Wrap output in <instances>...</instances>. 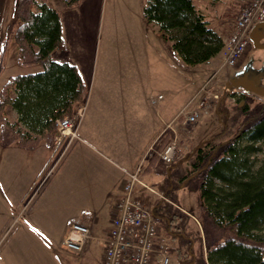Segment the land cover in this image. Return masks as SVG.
Segmentation results:
<instances>
[{"label":"trees","instance_id":"16d2710c","mask_svg":"<svg viewBox=\"0 0 264 264\" xmlns=\"http://www.w3.org/2000/svg\"><path fill=\"white\" fill-rule=\"evenodd\" d=\"M78 1L67 0L66 5ZM143 17L158 25L161 37L171 42L187 64L205 62L223 47V40L192 0H145ZM6 32L17 43L18 63L39 64L41 69L10 76L2 84L0 144L32 149L45 138L50 146L56 133L55 118L73 116L75 106L87 93L75 65L51 58V52L62 42L60 16L44 1L16 0L14 18ZM6 46L3 39L0 62ZM6 105L17 112L26 131L4 116ZM240 111L243 119L230 138L220 140V130L189 152L187 168L176 170V175L172 170L164 177L167 194L181 185L197 192L206 256L197 263L183 264H264V157L257 165L251 159L253 154H264V102ZM149 163L145 169L154 161ZM151 212L158 223H164L167 234L175 237L171 228H183L177 220L186 214L179 206L158 200ZM184 241L191 243L188 237Z\"/></svg>","mask_w":264,"mask_h":264},{"label":"crops","instance_id":"0c3cea01","mask_svg":"<svg viewBox=\"0 0 264 264\" xmlns=\"http://www.w3.org/2000/svg\"><path fill=\"white\" fill-rule=\"evenodd\" d=\"M40 1L55 9L61 20L62 42L51 52L52 60L75 65L87 93L85 100L74 108L75 112L81 109L82 116L77 137L68 145L63 162L61 198L50 201L53 191L46 190L38 204L29 202V192L48 162L46 149L52 148L45 138L32 149L15 143L0 144V264H102L103 248L97 255V246H103L101 239L106 236L115 214V202L123 194V184L128 180L124 171L135 168L152 135L169 120L162 112L164 116L158 124L154 117L160 119V108L155 110V116L150 114L149 44L142 50L146 66L136 70L134 57L128 68L119 65L112 80L107 51L100 62H94L91 45L94 0L84 3L83 7V0L71 6L61 1ZM15 3L16 0H0V41L14 18ZM170 51L174 52L166 50L165 53L171 60L174 55L182 60L174 49ZM132 52L139 53L137 49ZM11 113L12 118L8 119L26 131L17 112L12 109ZM40 149H45L41 159L38 158ZM158 163L144 168L142 180L148 181L145 177L155 173ZM157 174L154 179L159 181L164 175ZM139 189L136 187L137 192ZM54 212L59 213V224L49 221L55 217ZM65 213L68 217L63 223L60 214ZM71 219L91 229L93 237L86 242L83 256H73L60 244Z\"/></svg>","mask_w":264,"mask_h":264},{"label":"rangeland","instance_id":"374dc122","mask_svg":"<svg viewBox=\"0 0 264 264\" xmlns=\"http://www.w3.org/2000/svg\"><path fill=\"white\" fill-rule=\"evenodd\" d=\"M50 1L52 3L53 1H61L66 4L67 0ZM88 1L89 0H83L82 7L84 3L87 4ZM192 2L195 9L201 12L209 21V27L213 29L222 40H225L231 31L235 14L242 5L243 0H192ZM144 4L145 0H94V23L93 26H91L93 33L91 45L95 53L94 62H100L104 51H107L112 80H115L114 73L117 72L119 65L128 68L134 57L136 70L138 68L141 70L144 64L146 66V58L144 60L142 50L147 44L151 46V101L155 99L158 94L162 95V97L151 103V107L149 108L150 114L155 116V110L158 111L160 108V119L158 116L154 117L158 121V124H160L163 119L162 116L164 115H162V112L166 114L165 119L169 121L165 122L162 127L152 135L142 153L149 145H152L154 149L158 150V148L168 141L171 137V132L166 127V124L175 118L172 115L187 103L199 86L203 84L204 80L210 76H214L211 89L220 94L219 99L210 102L208 112L201 115L198 123L191 131L178 130L180 148L177 158L173 163L169 165L165 164L159 160L156 153H149L151 157L149 162L153 160L154 163H159L156 165L157 167L154 170L155 173L151 172L145 177L148 181H143L151 186L156 193H151L145 189H139L137 192L146 194L144 200L151 208L158 200H163L169 204L171 203L174 208H177V206L182 208L186 217L179 218L177 220V225L180 227V225L183 224V228H178L176 226L170 230L171 232H175L176 236L174 237L166 233L163 222H159V231L167 238L171 245L172 255L170 264H183L190 261H196L197 263L199 259L201 260L202 256H206L201 228V213L196 198L197 192L190 190L188 186L181 185L177 189H173L172 191L169 190V192H171L167 194L165 192L167 183L165 184L164 177L172 170V173L176 175V170L181 172V168H187L188 159H186V156L189 152L195 148V146L211 138L220 130L223 132L220 136V140L230 138L237 131L243 119L240 109L244 106H248L250 109L253 104L264 102V100L262 97L251 95L243 97L234 86L230 87L229 91L221 89L228 81L232 72V67L224 63L223 49L209 60L202 63L187 64L183 60H180L179 57L176 59L174 57L175 55L172 56L171 60L169 55L165 53L166 50H169L170 53L174 52L170 51L173 50L171 42L161 37L156 24L145 21L143 17ZM63 13L64 12H61L62 15ZM3 39L7 40V46L4 53L5 56L3 55L4 59L0 62V85L10 76L35 72L41 69L39 64H19L18 47L14 37L12 34H9V32H6L4 36L1 37L0 43ZM134 49H137L139 53L134 55L132 52ZM253 50L252 46L248 44L240 61ZM109 52H112V56ZM118 52L121 54L117 58ZM14 95L15 93L11 91V96L14 97ZM163 104H165L164 109L162 108ZM12 109L10 105L5 106L4 116L7 119L12 118ZM8 121L17 126L16 123L11 122L9 119ZM174 123L173 121V124ZM73 140L74 138L71 141ZM66 142L67 138L65 143L59 145H56L55 141H52V148L46 149L47 154L45 161L48 162L44 169L43 167L42 169L40 168V174L29 192L28 197H30V203L36 201V204H38L40 198L43 196V192L46 190L53 191L51 192L52 196L50 201L61 198L63 162L68 152V146L65 145ZM44 151L45 149L39 150V159H41V155H43L42 152L44 153ZM263 157L264 154L262 152L251 155L253 164H259ZM52 166V171L42 181L48 169ZM157 173H162V175H164L159 181L154 179L158 176ZM173 182L176 183L175 181ZM52 215H55V217L49 221L53 222V224H59L61 222L59 213L54 212ZM60 215H63V223L66 222L65 220L68 217L66 213ZM260 232L262 231H259V233ZM181 234H185L186 238L188 237L191 240V243H185L184 240L186 238H183ZM58 240H55V242L57 243ZM101 247L103 248L101 245L97 246V255ZM177 247L179 248L178 250L176 249ZM73 256H83V252L79 255L73 254Z\"/></svg>","mask_w":264,"mask_h":264},{"label":"built area","instance_id":"2783aa9c","mask_svg":"<svg viewBox=\"0 0 264 264\" xmlns=\"http://www.w3.org/2000/svg\"><path fill=\"white\" fill-rule=\"evenodd\" d=\"M263 20L264 0H243L234 17L231 31L223 40V58L227 66L234 67L238 64L249 44L248 35L251 27ZM213 78L214 76H210L204 80L178 115L166 124L171 132L168 141L158 150L152 145L147 146L135 168L132 171H124L128 180L123 184L122 196L115 202V214L111 218L107 234L101 239L103 242L102 264H170L171 245L159 231V223L153 217L151 207L144 200L146 194L137 193L136 187L156 193L141 178L143 168L151 159L149 153H156L159 160L168 165L176 160L180 148L178 130L191 131L201 115L208 112L210 102L219 99L220 94L211 89ZM221 89L229 91L226 83ZM161 97L162 95L158 94L152 102ZM81 114L79 109L73 116L64 115L55 118L56 145L63 143L67 138L65 145L68 146L71 140L77 137L76 129ZM52 169L53 166L48 169L42 181ZM92 237L88 225L71 219L68 221L60 244L72 254L79 255L86 242Z\"/></svg>","mask_w":264,"mask_h":264},{"label":"flooded vegetation","instance_id":"af4514ba","mask_svg":"<svg viewBox=\"0 0 264 264\" xmlns=\"http://www.w3.org/2000/svg\"><path fill=\"white\" fill-rule=\"evenodd\" d=\"M260 32L264 33V28L260 29ZM258 44L261 46L255 48L250 41L249 45H251L254 50L250 51L243 60L232 68L231 75L228 79L231 83H244L254 88L253 91H251L252 94H247L243 88L237 87L239 94L243 97L251 95L261 98L257 93H254L256 92L254 90H258L255 89V87L259 88L264 85V47H262L264 45V34L259 38ZM235 71L238 72L234 76L233 74ZM231 76H233V78L230 81Z\"/></svg>","mask_w":264,"mask_h":264},{"label":"water","instance_id":"95a60500","mask_svg":"<svg viewBox=\"0 0 264 264\" xmlns=\"http://www.w3.org/2000/svg\"><path fill=\"white\" fill-rule=\"evenodd\" d=\"M264 28V21H259L257 23H255L250 31H249V39L250 41L252 42L253 46L256 48L258 46H261L258 44V40L259 38L264 34L263 32L261 33L260 32V29ZM264 47V45L262 46ZM238 71H235L234 72V76L236 75ZM233 76L230 77V81L232 80ZM228 86H236L238 88H243L245 92L247 93H251V91H253L254 88H252L251 86H247L246 84L244 83H231L228 81ZM255 89H258V90H254L256 92L254 93H257L258 95L262 96L263 97V100H264V85L262 87H255Z\"/></svg>","mask_w":264,"mask_h":264},{"label":"bare ground","instance_id":"6f19581e","mask_svg":"<svg viewBox=\"0 0 264 264\" xmlns=\"http://www.w3.org/2000/svg\"><path fill=\"white\" fill-rule=\"evenodd\" d=\"M235 89H237L238 90V88L237 87H234ZM245 93H247V92H245ZM247 94H252V93H247ZM260 96V95H259ZM262 97V96H261ZM263 98V97H262Z\"/></svg>","mask_w":264,"mask_h":264}]
</instances>
